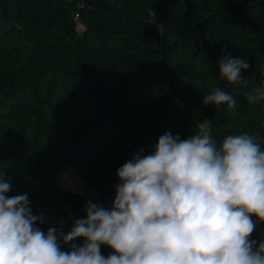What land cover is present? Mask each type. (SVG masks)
I'll return each mask as SVG.
<instances>
[{
  "label": "trees",
  "instance_id": "16d2710c",
  "mask_svg": "<svg viewBox=\"0 0 264 264\" xmlns=\"http://www.w3.org/2000/svg\"><path fill=\"white\" fill-rule=\"evenodd\" d=\"M224 56L247 57V87L220 79ZM164 85L170 91L156 94ZM217 87L235 97V115L203 104ZM260 88L264 0H0L7 195L27 194L32 213L43 214L37 226L62 224L66 234L89 200L111 210L118 168L141 149L151 154L165 132L186 139L207 119L218 145L247 133L264 150V100L247 99ZM67 170L79 172L85 192L60 187Z\"/></svg>",
  "mask_w": 264,
  "mask_h": 264
},
{
  "label": "clouds",
  "instance_id": "9594fccd",
  "mask_svg": "<svg viewBox=\"0 0 264 264\" xmlns=\"http://www.w3.org/2000/svg\"><path fill=\"white\" fill-rule=\"evenodd\" d=\"M250 66L224 56L219 77L247 87ZM247 99L264 100V88ZM202 102L236 114L235 97L219 87ZM210 124L204 119L186 139L165 132L151 154H134L117 170L111 210L89 200L86 218L66 234L62 224L41 230L43 214L32 213L27 194L8 196L11 182L0 174V264H264V240L251 238L264 223V150L247 133L218 145Z\"/></svg>",
  "mask_w": 264,
  "mask_h": 264
},
{
  "label": "rangeland",
  "instance_id": "374dc122",
  "mask_svg": "<svg viewBox=\"0 0 264 264\" xmlns=\"http://www.w3.org/2000/svg\"><path fill=\"white\" fill-rule=\"evenodd\" d=\"M79 29L81 30L82 29V24H79L78 25ZM170 89H169V86L168 85H164V86H161L159 87L157 90H156V94H160V93H164V92H169ZM69 172L72 173L74 179L76 180L78 186L77 188H73V187H66L61 179V174L58 175L57 179H58V182L60 184V187L65 190V191H73V192H78V191H81V192H85V183L84 181L82 180V178L80 177L79 175V172L77 170H67ZM65 171V172H67ZM70 188V189H69Z\"/></svg>",
  "mask_w": 264,
  "mask_h": 264
},
{
  "label": "bare ground",
  "instance_id": "6f19581e",
  "mask_svg": "<svg viewBox=\"0 0 264 264\" xmlns=\"http://www.w3.org/2000/svg\"><path fill=\"white\" fill-rule=\"evenodd\" d=\"M60 176H61V179H62V181L66 187H73L75 189L77 188L78 184H77L76 180L74 179L71 172H69V171L64 172Z\"/></svg>",
  "mask_w": 264,
  "mask_h": 264
},
{
  "label": "built area",
  "instance_id": "2783aa9c",
  "mask_svg": "<svg viewBox=\"0 0 264 264\" xmlns=\"http://www.w3.org/2000/svg\"><path fill=\"white\" fill-rule=\"evenodd\" d=\"M262 143H264V139L262 140ZM252 235H255L258 240L262 239L263 236H264V223H261V222L257 221L256 222V229L252 233Z\"/></svg>",
  "mask_w": 264,
  "mask_h": 264
},
{
  "label": "crops",
  "instance_id": "0c3cea01",
  "mask_svg": "<svg viewBox=\"0 0 264 264\" xmlns=\"http://www.w3.org/2000/svg\"><path fill=\"white\" fill-rule=\"evenodd\" d=\"M115 195L111 196L108 200H107V205L111 208L112 207V203L114 201ZM262 240H264V236L262 238Z\"/></svg>",
  "mask_w": 264,
  "mask_h": 264
},
{
  "label": "water",
  "instance_id": "95a60500",
  "mask_svg": "<svg viewBox=\"0 0 264 264\" xmlns=\"http://www.w3.org/2000/svg\"><path fill=\"white\" fill-rule=\"evenodd\" d=\"M76 193H82L81 191H78V192H76Z\"/></svg>",
  "mask_w": 264,
  "mask_h": 264
}]
</instances>
